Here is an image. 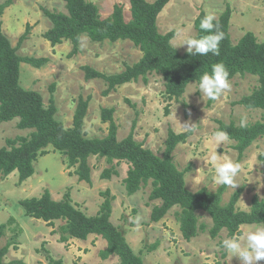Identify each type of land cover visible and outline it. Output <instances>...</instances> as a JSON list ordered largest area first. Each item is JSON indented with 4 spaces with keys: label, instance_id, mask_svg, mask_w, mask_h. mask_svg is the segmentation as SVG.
I'll return each mask as SVG.
<instances>
[{
    "label": "rangeland",
    "instance_id": "1",
    "mask_svg": "<svg viewBox=\"0 0 264 264\" xmlns=\"http://www.w3.org/2000/svg\"><path fill=\"white\" fill-rule=\"evenodd\" d=\"M5 1H9V5L0 17L1 29L13 46L17 45L26 25L30 27L17 48L18 55L44 59L39 67L21 62L19 83L25 89L38 91L45 105L53 85L55 117L65 127L72 125L78 97L90 96L83 125L89 138L102 137L107 133L109 122L102 121V108L113 109L118 140L133 130L134 139L159 156L168 129L176 133L190 131L185 142L178 143L172 152L177 168L186 171L184 177L189 190L206 187L215 192L218 189L220 185L213 179L214 168L210 161V156L215 154L221 161L227 159L240 165L235 178L238 186L225 187L222 204L228 202L240 186H243V191L235 204L237 209L249 210L254 195L264 199V172L258 159L264 153L263 139L254 141L240 157L233 147L234 140L216 143L212 139L218 121L243 125L264 120V109H248L235 103L258 86L257 76L236 74L229 79L230 88L214 101H209L198 92L196 82L188 84L178 100H168L164 93V81L155 72L148 73L146 80L140 77L103 95L105 81L100 78L85 79L82 66L89 65L106 74L119 73L125 66L139 60L142 52L138 47L127 39L92 42L88 36L82 35L78 51L69 55L72 49L70 41L64 40L52 46L43 37L51 26L43 8L66 12L64 0H0V4ZM88 1L97 5L103 18L111 14L114 4H120L125 19H130L129 0ZM226 7L231 9L229 34L232 43L248 31L254 33L257 41L264 40V0H169L157 17L158 31L162 34L173 31L171 44L176 48L185 39L196 38L194 19L201 10L217 18ZM186 48L187 45H184L176 49L182 53ZM16 123L17 119L0 123V147L6 144V138L27 135L31 131L17 128ZM88 163L91 168L90 183L78 180L73 173L74 167L67 166L66 157L52 148L38 157L34 162L35 173L22 183H18L16 171L7 176L0 174V223L6 225L0 245L11 239L16 245V248L10 246L5 261L48 264L45 259L47 250L65 264H118L117 255L106 259L100 257L99 251L106 247V241L101 236L91 234L85 240L76 238L61 242L59 233L53 232L62 223L60 220L49 225L41 219L30 218L18 204L20 199L40 196L44 189H48L56 200L68 192L76 208L87 215H95L104 199L101 193L108 189L115 198L110 220L125 233L128 244L140 254L144 264H240L239 258H231L222 247V240L230 238L226 229H222L216 237L210 235L212 220L204 211H197V224H203V229L186 241L181 236L175 217L177 207L171 208L158 222L150 221L152 206L158 203L148 198L152 188L150 182L135 193L127 194L123 180L128 163H115L117 174H112L109 179L101 177L102 170L108 166L104 158L92 155ZM261 225L264 224H242L241 235L245 230H254ZM151 245H155L153 250L149 249ZM258 264H264V260Z\"/></svg>",
    "mask_w": 264,
    "mask_h": 264
},
{
    "label": "trees",
    "instance_id": "2",
    "mask_svg": "<svg viewBox=\"0 0 264 264\" xmlns=\"http://www.w3.org/2000/svg\"><path fill=\"white\" fill-rule=\"evenodd\" d=\"M66 12L51 11L43 8L44 14L51 21V26L43 37L54 46L64 40L72 43L69 55L78 51L82 35L88 36L92 42L130 40L138 47L142 55L132 65L125 66L119 73H102L89 65H83L85 79L100 78L106 83L103 95H107L116 86L155 72L164 81V93L168 100H178L191 82L198 83L204 73H211L212 66L217 63L225 65L229 79L236 74H252L258 78V86L249 94L243 95L236 104L248 109H264V40L257 41L253 32L244 33L236 43H232L229 34L231 9L226 7L213 23L223 32L219 44V55L211 52L206 56H192L187 51L179 52L171 44L173 31L164 34L158 31L157 17L169 0H129L130 19L126 20L123 7L114 4L111 14L102 17L96 4L88 0H64ZM9 1L0 4V17ZM205 12L200 11L194 19L196 38L207 33L199 25ZM26 25L24 33L13 46L1 29L0 20V123L17 119L19 129H31L27 135L6 138V144L0 147V174L7 176L16 171L18 183H22L35 173L34 162L39 156L52 148L66 157L68 167H74L73 173L78 180L90 183V156L104 158L108 163L101 172V177L109 179L117 174L116 164L128 163L126 177L123 180L127 194L131 195L141 187L151 183L149 200L158 203L152 206L150 221L158 222L167 212L177 207L175 217L179 222V230L184 240L189 241L198 234L204 225H198L197 211L208 214L212 220L209 233L216 237L222 229L228 236L241 235L242 224H264V199L254 195L249 210H239L235 204L243 191L237 188L228 202L222 204L221 196L225 190L220 185L215 192L201 187L191 191L186 187L185 170H179L173 161L172 152L176 145L185 142L190 131L176 133L168 129L162 154L156 155L142 142L134 139L133 130L121 140L117 139V125L112 118V108H102L101 119L109 122L105 136H86L84 118L87 113L90 96H79L72 117V125L65 127L55 117L56 105L51 95L45 105L41 94L32 89H25L19 83L20 63L26 62L39 67L44 59L22 57L17 48L29 33ZM215 30V29H214ZM210 101V99H209ZM213 131L223 130L229 139L235 141L233 147L239 157L243 155L254 141H264V120L243 125L232 121H218ZM264 172V153L258 156ZM116 163V164H115ZM103 201L95 215H87L76 208L70 194L65 192L56 200L48 189L40 196L26 197L18 204L24 214L30 218L41 219L49 225L60 220L62 223L53 232L59 233V240L67 242L71 238L85 240L91 234L99 235L106 241V247L99 251L102 259L111 255L119 257L118 264H144L140 254L135 253L128 244L123 232L111 220L112 204L115 199L108 189L102 193ZM6 225L0 223V239L5 234ZM16 246L13 239L0 245V264H15L17 261H5L10 246ZM16 248V247H15ZM155 245L149 247L153 250ZM45 250V249H44ZM45 259L48 264H65L61 258H54L46 250Z\"/></svg>",
    "mask_w": 264,
    "mask_h": 264
},
{
    "label": "clouds",
    "instance_id": "3",
    "mask_svg": "<svg viewBox=\"0 0 264 264\" xmlns=\"http://www.w3.org/2000/svg\"><path fill=\"white\" fill-rule=\"evenodd\" d=\"M214 19L212 13H205L199 27L207 34L199 38H187L178 46L187 45L186 51L192 56H206L210 52L219 55V44L224 34L213 23ZM197 88L203 96L216 100L224 90L230 88L229 73L225 65L222 63L213 65L210 74L204 73L200 77ZM212 139L216 143H222L228 141L229 136L227 132L217 130L213 133ZM210 161L214 168L213 179L216 184L232 188L238 186L235 183L240 169L238 163L227 159L221 161L215 154L210 156ZM222 247L231 258H239L240 264H258L264 260V225L257 226L254 230H245L243 235L223 239Z\"/></svg>",
    "mask_w": 264,
    "mask_h": 264
},
{
    "label": "crops",
    "instance_id": "4",
    "mask_svg": "<svg viewBox=\"0 0 264 264\" xmlns=\"http://www.w3.org/2000/svg\"><path fill=\"white\" fill-rule=\"evenodd\" d=\"M119 229H120V228H119ZM124 234H125V233H124ZM71 239H76V238H71ZM71 239H70V240H71Z\"/></svg>",
    "mask_w": 264,
    "mask_h": 264
}]
</instances>
